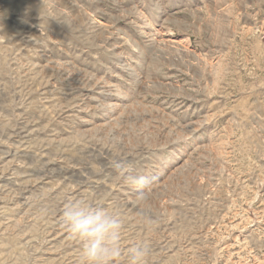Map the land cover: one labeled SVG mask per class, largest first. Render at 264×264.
Returning <instances> with one entry per match:
<instances>
[{
  "label": "rangeland",
  "instance_id": "374dc122",
  "mask_svg": "<svg viewBox=\"0 0 264 264\" xmlns=\"http://www.w3.org/2000/svg\"><path fill=\"white\" fill-rule=\"evenodd\" d=\"M76 201L112 264H264V0H0V264H79Z\"/></svg>",
  "mask_w": 264,
  "mask_h": 264
},
{
  "label": "clouds",
  "instance_id": "9594fccd",
  "mask_svg": "<svg viewBox=\"0 0 264 264\" xmlns=\"http://www.w3.org/2000/svg\"><path fill=\"white\" fill-rule=\"evenodd\" d=\"M145 181V177L139 179V183ZM60 216L69 237L80 245L79 264H112L121 255L122 223L105 206L94 207L83 201L64 202ZM142 251L137 246L132 254L135 257Z\"/></svg>",
  "mask_w": 264,
  "mask_h": 264
}]
</instances>
